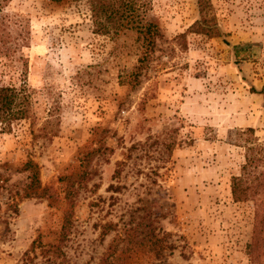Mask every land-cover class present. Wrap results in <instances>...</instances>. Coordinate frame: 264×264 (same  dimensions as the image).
<instances>
[{
	"label": "rangeland",
	"instance_id": "rangeland-1",
	"mask_svg": "<svg viewBox=\"0 0 264 264\" xmlns=\"http://www.w3.org/2000/svg\"><path fill=\"white\" fill-rule=\"evenodd\" d=\"M148 1L162 35L148 56L132 30H93L83 1L5 7L17 51L0 82L26 80L31 114L0 125V264H47L25 254L57 242L65 211L59 264H149V231L160 264H264L253 204L229 187L245 143L264 142V0H208L216 38L185 32L195 0ZM28 160L43 196L26 197Z\"/></svg>",
	"mask_w": 264,
	"mask_h": 264
},
{
	"label": "trees",
	"instance_id": "trees-1",
	"mask_svg": "<svg viewBox=\"0 0 264 264\" xmlns=\"http://www.w3.org/2000/svg\"><path fill=\"white\" fill-rule=\"evenodd\" d=\"M11 0H0V61L6 63V59H11L17 47L9 43V35L6 32L9 15L5 12V7ZM54 2H78L83 1L91 15L93 30L103 34L117 35L126 30L136 33V40L143 49L141 53L149 55L156 39H161L162 35L155 21L147 15L148 0H52ZM197 18L186 28L185 32H194L205 35L208 38L220 37L221 32L215 24V18L208 0H195ZM185 32L174 36L175 42L181 47L184 44ZM240 45H233L234 57L239 56ZM264 99V97H263ZM31 114V100L28 84L24 79L18 86L13 83L0 82V125L10 128L13 121L26 120ZM246 131L252 133L251 128ZM21 170L29 174L30 182L26 186V197L43 196L45 189L41 187L37 166L31 160L24 163ZM68 179V178H65ZM230 194L235 202L251 201L252 224L255 230L257 242H263L264 233V142H257L256 139L247 141L244 145V160L239 165V173L230 177ZM72 184L68 186L64 199L69 201L72 194ZM71 203H69V206ZM67 211L62 214V221L59 229V237L56 243H42L41 240L34 241L28 252L25 254L24 262H32L35 258L36 248L40 249V256L47 264H59L64 253L61 245L64 243L70 229V220ZM112 224L103 223L100 235H105L112 229ZM148 233V232H147ZM150 233V234H149ZM147 239L151 244L149 247V264H160L159 258L162 256L160 240L150 231ZM127 235L126 237H129ZM145 236V235H144ZM125 237V238H126ZM124 238V239H125ZM159 246V247H158ZM118 246L111 248L114 252ZM107 254L106 256H108ZM105 256V257H106ZM105 257H102L96 264H106ZM251 262V261H250Z\"/></svg>",
	"mask_w": 264,
	"mask_h": 264
}]
</instances>
